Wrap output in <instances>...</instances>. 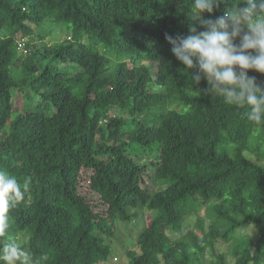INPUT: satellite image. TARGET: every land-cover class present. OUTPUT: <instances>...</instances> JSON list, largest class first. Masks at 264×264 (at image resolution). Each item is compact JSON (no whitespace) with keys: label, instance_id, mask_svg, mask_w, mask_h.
<instances>
[{"label":"trees","instance_id":"1","mask_svg":"<svg viewBox=\"0 0 264 264\" xmlns=\"http://www.w3.org/2000/svg\"><path fill=\"white\" fill-rule=\"evenodd\" d=\"M191 6L0 0V168L31 177L9 235L42 264L106 262L105 238L137 208L156 214L120 264H226L216 246L229 242L234 264H264V165L247 157L264 150V125L210 95L205 79L192 84L173 56L166 35L204 31ZM232 7L246 5L223 0L201 15ZM33 34L56 42L38 49ZM248 75L264 87V75Z\"/></svg>","mask_w":264,"mask_h":264},{"label":"clouds","instance_id":"2","mask_svg":"<svg viewBox=\"0 0 264 264\" xmlns=\"http://www.w3.org/2000/svg\"><path fill=\"white\" fill-rule=\"evenodd\" d=\"M221 2L192 0V19L204 31L193 27L187 36L166 35L165 39L175 59L190 73L192 84L205 79L210 95L243 110L244 118L255 125H264V87L248 75L250 71L264 75V0H242L246 7H232L215 19L202 17ZM30 185L31 177L21 181L0 168V264H42L47 260L46 256L35 259L9 235L10 211L25 200Z\"/></svg>","mask_w":264,"mask_h":264},{"label":"rangeland","instance_id":"3","mask_svg":"<svg viewBox=\"0 0 264 264\" xmlns=\"http://www.w3.org/2000/svg\"><path fill=\"white\" fill-rule=\"evenodd\" d=\"M46 29V27L44 28ZM55 29V30H54ZM54 34L62 39L66 36V29L65 27L58 25L57 28H54ZM38 33V32H37ZM54 35V36H55ZM26 41V40H24ZM56 42V37H52L50 35H48L47 37H45L42 41L39 40V38L33 34L32 35V41L31 44L32 45H36V47L42 48L44 47L43 45L46 46H50L52 44H54ZM42 45V46H41ZM21 47H19V49L21 50L23 48L22 45H20ZM21 53V52H20ZM29 57H27L25 60H28ZM148 65V63H145ZM45 65V63L41 64V66H39V69L42 70ZM126 116L127 120L128 117H130L129 113L124 114ZM114 113H112L110 115V118H113ZM144 121V122H143ZM141 122L144 124H149V118L148 117H142L141 118ZM126 137V135H124ZM259 155H256L254 153L252 154H247V157H249L252 160L257 161L259 164L264 165V160L261 159L259 160V157L262 156L264 154V150L263 148H261L258 151ZM143 159L144 161H148V160H152L155 158L154 155L149 153V150H147L145 153H143ZM203 210L200 211L199 215H203ZM130 212L133 214V217L130 218L129 220L126 221H120L117 220L115 222V233L113 235V237L111 238H105V243L109 244L110 246V253L107 257L106 262L100 263V264H120L126 261V257H125V252L128 249H134L136 248V242L138 239L139 234L141 233V231L147 227L152 219L155 216V212L152 211H142L139 208L137 209H132L130 210ZM195 220H196V216L195 215H190L187 216L183 219L182 221V233H184L186 230L190 229L193 227V225L195 224ZM246 231H243L242 233L247 235V237L249 238V240L253 241L255 240V234L253 232L252 229H245ZM168 236L171 239H175L177 237V234H172L171 232L167 233ZM21 235H19V237L16 239L18 242H20L25 248L26 244L24 242L25 239H23ZM232 243H219L217 244V252L218 253H222L224 255V259L226 264H234L235 262V256L232 254Z\"/></svg>","mask_w":264,"mask_h":264}]
</instances>
